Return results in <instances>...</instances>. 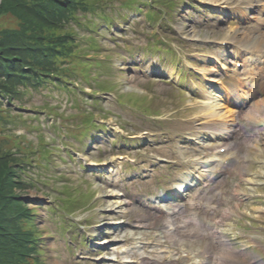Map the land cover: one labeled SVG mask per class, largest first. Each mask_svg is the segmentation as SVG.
<instances>
[{
    "label": "rangeland",
    "instance_id": "rangeland-1",
    "mask_svg": "<svg viewBox=\"0 0 264 264\" xmlns=\"http://www.w3.org/2000/svg\"><path fill=\"white\" fill-rule=\"evenodd\" d=\"M117 1L118 0H113L110 4H107V6H115ZM175 1L178 2V5L174 9V15L172 17L168 16V21L173 25V27L172 30H168L166 33L169 36L166 39V42L169 46H177L173 47L172 52L181 50V60L184 55L187 56L185 48L193 46L194 44L201 46V53H198L200 52L199 49L192 52L195 60L204 58L203 56L206 53L205 50L208 47H211V45L208 44L209 42L220 43L222 40H228L231 41L232 44H240L250 50H253L259 44L258 42L253 43L254 40H247L249 37L258 41L257 33L248 31L246 27H242L241 30L239 27H237V24H230L227 23V21L217 23L213 21V19H210L204 22V25H199L194 21V14L191 12L190 7L180 4V2L183 0ZM193 1L196 3L202 2L210 4L209 7L212 10V15H217V11L222 6V4H235L239 0ZM150 2L153 3V1ZM133 16L134 14L129 17V20H132ZM130 24L131 22L125 24L124 28L131 26ZM6 26H10V22L5 18H0V28ZM233 31H235V33L231 34ZM155 34L158 35L159 33L155 32ZM45 35L46 34H42V36ZM125 37L127 40H130L131 44L133 45H143L147 44V41H151V37L149 35L138 34L136 36L135 32L132 31H128ZM179 38H182L184 41L181 43ZM122 39L123 37L120 35L118 40L121 41ZM108 45H111V43L108 42ZM115 56L116 55H113L112 60L116 70L119 67L125 68V66L120 62V60H123V58L120 59L117 57L119 61L117 62ZM130 62H128V65L132 66V62H135V60L132 59ZM144 63L150 64V62ZM122 71L123 74H120L119 71L116 72V81L125 85L129 83L128 78L130 76V80L139 88H142L147 93H150L151 97L161 96L164 98V93L161 92V89L166 90V87L163 85V83L159 82L158 80L154 81L155 78L153 79L152 77L145 79L136 76L135 78L133 73L125 70ZM173 76H175V74H173ZM176 79L177 78H175V81ZM162 80L165 81L166 78L163 77ZM151 86L152 90L148 91ZM132 91L140 92L138 89H132ZM63 95L64 97L61 99H64L65 102L67 98L65 94ZM125 97L134 98V96L131 95H127ZM147 100L148 99L144 97V101ZM148 101H150L152 104H156L152 99ZM13 104V106L6 104L5 107H9L6 108L9 111H6L4 115H0L2 119L0 120V123L16 124L14 126L16 129H18L12 131V133L0 132V185L5 187V194L7 192V194H9L11 197H18L14 198V200H21L22 203L20 202V206L22 208L28 209L29 216H33L32 220L29 221L24 220V216H22V219L23 225L28 228L32 234H38L36 236L39 237V247L42 248L41 252L39 253L40 256L36 257L38 261L41 259L42 264H187L179 258L191 257L189 251H194L195 244L190 245L188 244L189 242L183 238L177 239L173 235L161 234L160 230L158 229L160 222H153V219H150V217L142 214L140 211L131 212L126 209L128 212L123 213L124 209L122 207L120 209L108 207L105 203L114 201L116 196L114 194H109L110 190H107L105 186L102 187L101 185L93 183L89 188L92 191L87 194L88 186L83 183L90 180L89 176H81L78 171L74 170L70 166L72 164L60 161L59 155L61 154V156L65 158V154L62 152L59 153L55 148L50 149L52 153L48 155L47 159L50 162V165L47 168H43L36 163L34 167L30 166L27 168L28 177L26 178L23 177L18 171L17 173L15 171L18 176H14V173L11 171H9V176H5V172L9 169L10 164L8 163V160L4 159L3 155L1 154H3L5 150H14L16 140L14 139L13 135L22 133L19 135L17 141L19 145L18 149L20 151H14L16 154L31 155L39 160H41L42 157L46 155L47 152L45 150L49 144H58L59 147L61 146L58 141H51L49 138L57 136L59 131L56 129V127H54L53 124L60 122V120L43 119L42 113L45 111L42 108L47 105V102L39 93H35L28 99L17 98ZM106 105L110 109V113L112 115L119 114L120 118L109 117L107 119V123L116 129L125 127V129L130 133L139 134L142 132V130L150 129L154 125L153 122H147V120L142 119H134L127 114L116 110L114 108V102L112 98L107 101ZM18 106H20V108H18ZM55 107H57L58 112L61 114H65L69 110L68 105L65 107V109H60L59 105H56ZM61 108H63V105H61ZM11 111L23 113V115H38V120H41L42 123H37L30 120L24 122L20 118H17V116L10 118L8 115L12 114ZM70 111L71 113L75 112L74 109ZM261 118L262 117L257 118L256 124L261 125ZM31 123L40 126V131H45L47 133L46 136L49 138L48 141L51 143L47 142L42 136L36 137V141H34L37 127L33 126L34 130H32L30 126ZM262 128L264 129V125H262ZM262 142L264 143V140ZM91 145L89 147V151ZM66 147L71 150V146L68 145ZM29 151H33L32 154H29ZM89 151L82 153L71 151V153L78 157L83 156L85 160H91V156L101 155L95 150L91 152V155H88ZM148 152L149 150L147 149L142 150V153ZM130 153L134 154L136 152L130 151ZM103 154L104 153L102 152V155ZM74 155H72L74 162L78 161ZM251 157L256 161L257 166L256 169L247 171L245 178L253 175V182H255L256 185H252V189L249 190L247 189L248 185L244 182L243 178L242 183L241 179L239 181L242 187L240 191L243 194V201L239 203L237 207H233L234 211L232 212L230 218L224 220L222 226L221 236L226 234V236L231 239L232 243L230 250L231 258H227L230 260L223 264H264V155L260 157L258 155L255 156V154H252ZM8 158L10 157L8 156ZM21 159L22 158L20 157V160ZM124 160L128 159L125 158ZM94 161L97 160L94 159ZM249 168L250 165L246 166V169ZM14 177H16L20 183L14 181L12 182L11 179ZM97 186L101 187L97 188ZM60 191L66 193L68 198L76 200V206L81 205L84 202L83 197H85V203L88 204V209L87 211H79V216L75 217V222H80L81 228L78 227L80 231L82 229H85L86 231L89 230L87 227L84 228L85 224L87 223H91L92 225L96 226L90 229V245L94 247L93 251L88 252L84 250L80 252L78 256L74 255V258H69L68 253L66 252L76 250L74 247L75 241L71 245H64V242L59 240L58 236H56V230L59 229H55V225L50 221L48 213L45 209L47 206H51L52 203H56L55 198L61 197ZM245 192L253 194V197H247ZM100 203H102V205H100ZM75 204L64 203V210L66 211L65 213L70 214L71 209L75 206ZM51 219L53 221L57 220L54 218ZM118 221H123L134 228H122L120 230L121 232L118 233V231L114 228L108 229L105 227V223ZM240 223L244 226H241ZM110 231L111 234H108L107 236L99 235L100 233ZM141 234H147L149 236V240L141 238ZM66 235L69 237V233H66ZM46 236L50 237L46 238ZM124 237H127L128 239L124 241ZM153 239H156L158 242V246H156L158 251L153 255L144 254L142 257L140 248L143 245L150 246L149 243L154 245L155 242L151 241ZM112 240L114 241L111 242ZM132 246H138V248L131 249L130 251L126 250ZM88 253L91 255H87ZM185 255L188 256L184 257ZM38 264H40V262Z\"/></svg>",
    "mask_w": 264,
    "mask_h": 264
},
{
    "label": "trees",
    "instance_id": "trees-1",
    "mask_svg": "<svg viewBox=\"0 0 264 264\" xmlns=\"http://www.w3.org/2000/svg\"><path fill=\"white\" fill-rule=\"evenodd\" d=\"M94 0H85L80 9L85 11H91L95 7ZM78 11V6L75 2H68L67 0H3L2 7L0 8V14L5 12H11L22 23H35V21H42L46 25L56 24L62 14H67L68 18L73 19V15ZM0 77L14 78L17 77L14 71L17 69H23L27 66L25 47L21 45H12L14 43L17 34L14 30H3L0 32ZM30 66V65H29ZM35 66V65H34ZM35 68H37L35 66ZM25 71L28 70L26 67ZM14 72V73H13ZM22 75H26L23 73ZM26 77V76H23ZM12 81L6 83L0 80V96L3 95V91L7 89ZM9 169L5 172V176H9ZM12 180V179H11ZM5 187L0 185V215L9 209V205L13 202L14 197L9 194H5ZM21 211H16L19 214ZM14 240V239H13ZM16 245L10 244V251L16 250Z\"/></svg>",
    "mask_w": 264,
    "mask_h": 264
},
{
    "label": "bare ground",
    "instance_id": "bare-ground-1",
    "mask_svg": "<svg viewBox=\"0 0 264 264\" xmlns=\"http://www.w3.org/2000/svg\"><path fill=\"white\" fill-rule=\"evenodd\" d=\"M264 21V20H263ZM262 37H264V35H262ZM253 43H256V41H254ZM256 51H258V52H264V39L263 38H261L260 39V43H259V45H258V47L256 48ZM254 64H255V62H254ZM177 76V75H176ZM169 78H171V76H169ZM172 78H177V77H175V76H172ZM257 86H260V87H257ZM257 86H256V88H258V90H262V89H264V84H262V85H259V84H257ZM245 104V102H242L239 106H242V105H244ZM212 108L209 110V111H207V115H210V116H212L213 115V112H212ZM111 134V133H110ZM109 134V135H110ZM131 178H133V177H131ZM175 190H173V191H179L180 190V187H179V185H177L175 188H174ZM116 204L114 203V206H115ZM223 240H224V243L226 242V240H225V238L223 237L222 238ZM227 243V242H226ZM79 248H86V247H82V246H80ZM222 250H223V259H225V258H227L228 257V255H229V253H230V250L228 249V247H226V244H224L223 246H222V248H221Z\"/></svg>",
    "mask_w": 264,
    "mask_h": 264
}]
</instances>
